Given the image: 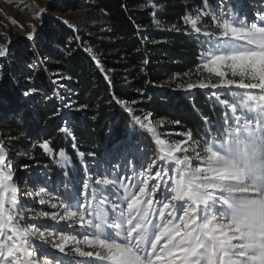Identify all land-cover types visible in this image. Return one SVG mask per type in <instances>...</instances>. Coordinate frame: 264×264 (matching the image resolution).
I'll use <instances>...</instances> for the list:
<instances>
[{
  "label": "snow or ice",
  "instance_id": "6c2138e0",
  "mask_svg": "<svg viewBox=\"0 0 264 264\" xmlns=\"http://www.w3.org/2000/svg\"><path fill=\"white\" fill-rule=\"evenodd\" d=\"M46 11L38 9L36 18L42 20ZM183 22L190 35L204 38L199 69L209 75L181 87L210 90L220 117L200 114L199 127L172 140L158 131L163 118L154 124L151 113L142 119L126 107L132 124L152 134L158 151L154 147L149 153L134 128L98 164H84L83 179L75 166L71 176L64 171L59 203L46 187L24 193L40 204L48 197L54 211L36 218L56 227L29 221L32 210L22 201L20 177L0 141V264H264V7L249 15L231 0L215 5L202 0ZM11 23L23 30L15 19ZM36 36L32 25L26 38ZM11 44L10 38L0 44V58L10 56ZM36 92L27 83L21 95ZM63 107L59 132L75 149L72 114L87 105L65 102ZM16 117L27 119L23 111ZM50 143L39 147L53 156ZM58 155L65 169L70 159L64 150Z\"/></svg>",
  "mask_w": 264,
  "mask_h": 264
},
{
  "label": "trees",
  "instance_id": "16d2710c",
  "mask_svg": "<svg viewBox=\"0 0 264 264\" xmlns=\"http://www.w3.org/2000/svg\"><path fill=\"white\" fill-rule=\"evenodd\" d=\"M231 2L241 10L239 0ZM201 3L202 0H55L51 13L91 9L99 21L74 27L49 15L37 40L21 41L0 62V137L13 149L27 153V165L44 170L46 188L62 198L64 171L71 176L75 166L76 175L83 179L84 164H98L134 128L135 137L143 141L149 153L154 147L158 151L149 133L132 124L126 107H132L136 114L151 113L153 119L163 118L170 124L179 120L178 128L183 130L199 127L200 114L220 117L221 106H215L213 111L215 101L210 90L185 91L181 87L202 80L198 72L204 38L190 35V25L183 22V16ZM209 3L215 5L218 0ZM242 4L247 11V2ZM23 53L35 60L33 68L26 70L28 73L22 66ZM26 74L37 89L29 98L21 95L25 84L19 80ZM67 77L71 79H62ZM65 102H71L74 108L87 105L72 114L75 149L71 140L59 132L63 126L61 116L67 111ZM20 111L27 117L24 122L16 117ZM45 140L51 141L55 155L39 147ZM59 150H64L70 159L65 169L58 164ZM78 152L84 157H79Z\"/></svg>",
  "mask_w": 264,
  "mask_h": 264
},
{
  "label": "rangeland",
  "instance_id": "374dc122",
  "mask_svg": "<svg viewBox=\"0 0 264 264\" xmlns=\"http://www.w3.org/2000/svg\"><path fill=\"white\" fill-rule=\"evenodd\" d=\"M237 1V0H236ZM241 11L247 12L249 15L252 14L253 10L256 7H264V0H239ZM242 2H247L248 9H243ZM259 2V5H257ZM55 3V0H0V44H5L7 42V38H10L12 44L10 45L11 54L14 52L16 48L20 46L21 41L28 40L27 33L32 31V25H35L37 36L36 39L41 35L43 28L46 26L49 15L55 18H58L62 21H67L68 24L74 27H80L84 24L96 23L99 21L97 16L94 14L93 10H85L80 12H50V7ZM246 8V7H245ZM38 9H46L47 11L44 13L42 20L36 18V13ZM50 13V14H49ZM15 19L19 22L20 25H23V30L20 27L14 26L11 23V20ZM205 22H210L209 18H204ZM34 40V41H35ZM32 41V40H28ZM50 49L53 48V45H48ZM10 54V55H11ZM21 59L24 60L22 66L24 71L31 70L33 68V62L35 61L31 55L21 54ZM6 58H0V62L4 61ZM51 62V61H50ZM53 63L55 68H58V64ZM25 73H28L26 71ZM57 76L60 74L57 71ZM198 75L205 79L208 77V73L202 69L199 70ZM26 77H29L28 74L20 76L19 79L23 84L30 83L31 80H26ZM214 79V78H213ZM190 81V79H189ZM66 82H69L68 80ZM207 90V89H206ZM68 94H71V91H68ZM143 119L147 113L139 111L137 113ZM155 119H153V123L155 124ZM179 125L175 123H165L163 127L157 126L158 131L164 134H168V138L172 140H180L183 137L176 135V133H182L185 130L178 128ZM152 137V134L149 133ZM161 138H164L162 135ZM154 141V137H152ZM0 141H2L6 150L8 151L9 157L12 162V167L15 170L16 176L20 177L17 182L20 195L23 203L26 206V209H31L32 211L27 212V216L30 222L35 223L37 226L44 227L45 225H49L51 227H56V222L45 220L44 218H36L41 211H54L51 209L50 203H47L48 197H46V203L40 204L39 198L33 199L31 196L23 195L26 192H35L39 189V187H46L47 177L45 171L42 169H37L34 165H27L26 160L29 159V155L24 152L17 151L13 149L2 137H0ZM25 160V161H24ZM118 163V161H117ZM122 163V162H121ZM112 164H116V160H113ZM28 167L25 168L24 166ZM51 192L49 189H47ZM60 198L57 194L51 192V200L59 203ZM92 250V249H85ZM58 256H62L63 254L58 253L57 250H53Z\"/></svg>",
  "mask_w": 264,
  "mask_h": 264
}]
</instances>
